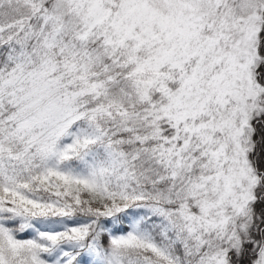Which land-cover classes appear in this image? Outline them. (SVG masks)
<instances>
[{
  "label": "snow or ice",
  "instance_id": "1",
  "mask_svg": "<svg viewBox=\"0 0 264 264\" xmlns=\"http://www.w3.org/2000/svg\"><path fill=\"white\" fill-rule=\"evenodd\" d=\"M0 264H264V0H0Z\"/></svg>",
  "mask_w": 264,
  "mask_h": 264
}]
</instances>
